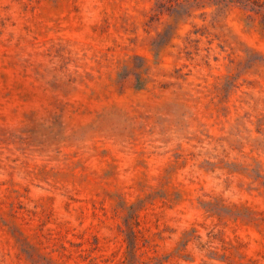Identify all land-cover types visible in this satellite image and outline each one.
I'll return each mask as SVG.
<instances>
[{
	"label": "rangeland",
	"instance_id": "rangeland-1",
	"mask_svg": "<svg viewBox=\"0 0 264 264\" xmlns=\"http://www.w3.org/2000/svg\"><path fill=\"white\" fill-rule=\"evenodd\" d=\"M0 264H264V0H0Z\"/></svg>",
	"mask_w": 264,
	"mask_h": 264
}]
</instances>
